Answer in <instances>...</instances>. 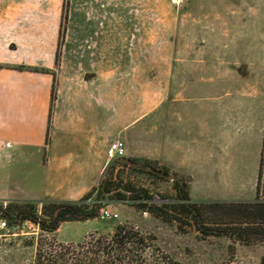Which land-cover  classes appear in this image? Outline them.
Wrapping results in <instances>:
<instances>
[{"label":"crops","instance_id":"obj_1","mask_svg":"<svg viewBox=\"0 0 264 264\" xmlns=\"http://www.w3.org/2000/svg\"><path fill=\"white\" fill-rule=\"evenodd\" d=\"M84 1L82 10V0H67L62 23L64 0H0V146L8 143L4 148L20 164L15 188L5 194L30 202L77 201L100 181L110 143L132 137L122 143L126 159L155 161L186 177L193 202L252 201L264 128L255 151L220 130L214 113L231 111L230 87L225 102L212 97L200 100L204 111L193 108L202 99L196 97L198 81L225 78L206 70L179 84L166 27L152 60L151 29L135 23L120 28L118 0L110 12L108 0ZM189 7L191 26L202 34L264 36V0H190ZM76 9L87 22L71 30ZM126 19L148 20L150 14ZM182 19L177 11L175 32L183 29ZM260 183L262 197L264 173ZM94 221L62 222L53 237L60 244L80 242Z\"/></svg>","mask_w":264,"mask_h":264},{"label":"rangeland","instance_id":"obj_2","mask_svg":"<svg viewBox=\"0 0 264 264\" xmlns=\"http://www.w3.org/2000/svg\"><path fill=\"white\" fill-rule=\"evenodd\" d=\"M189 1L176 6L171 4L170 0H118L120 28L124 29L133 23L136 27L144 24L146 28H150L152 60H154L158 56L159 30L166 27L172 59L178 60L177 64L173 62L172 77L177 76L179 84L182 79L188 80L191 75L202 74L206 70L212 71L215 79L225 78V81H217L216 84L198 81L196 97L202 99H199L197 106L193 108L195 111H204L206 103L200 100L212 97H217L219 103L225 102V92H228L230 87L231 111H216L214 118L220 130L225 132V135H229L231 142L238 143L243 149L255 151L259 148L261 128H264V36L248 33L211 36L202 34L191 26ZM107 2L109 5L107 11L110 12V5L114 4V1ZM85 6V1L82 0V10ZM205 7H208V4ZM177 11L182 13L183 29L179 26V30L175 32ZM79 13L77 9L73 11L69 23L71 30L79 29L87 22ZM139 13L150 14V19L134 21L126 19L128 15ZM220 23L222 22L215 21V24ZM90 24L92 22L87 25ZM187 61L192 62L191 67L182 66V62ZM150 71L151 78H157V68L152 67ZM224 119H229V122L222 124ZM133 140L132 137H125L122 143L125 146L126 141L132 143ZM116 161L115 158L107 159L100 179L104 182L111 179L112 188L116 193L127 196L128 194L122 190L126 186H132L136 192L144 189L151 197L150 202L158 205L168 203L171 199L176 201L180 195L178 191L183 185L188 184L186 177L177 175L169 169L168 174L163 175L160 170L162 165L158 162L147 165L141 161L135 164L124 161L127 166H122ZM19 166L20 164L1 145L0 189L4 193L0 195L1 207H5L7 203H30L35 207L38 221L46 219L40 216L43 201H23L20 195L12 192L10 195L5 194L7 188L11 190L15 188V172ZM35 173L34 170L31 180L33 185L36 184L38 177ZM260 182L261 177L259 188H261ZM114 192H110L109 195ZM188 197L193 202L189 194ZM101 203L103 205L101 209L115 214L116 218L99 220L95 217V221L88 225L91 228L90 233H96L90 244H87L83 250L82 246L77 245L82 241L87 243L88 239L61 244L69 245L68 252L61 258L53 251L54 247L60 244L54 239L53 232L42 231L38 225L15 217L14 214H9L10 220H8L3 213H0V219L6 220L9 226L7 234L0 237V264H34L37 250L49 259L46 264H53L55 258L47 257L49 254L57 256L58 260L55 264H63L66 261H70L71 264H81L82 251H89L86 254L87 259L92 257V252L96 250L94 239L99 235H110L116 226L131 227L142 238V244L133 246L127 254V261L121 264H259V258L264 255V241L254 245H243L234 243L226 237L206 235L196 230L191 222L183 217L180 219L184 224L178 227L174 222H162L147 213L136 211L126 199L113 200L104 195Z\"/></svg>","mask_w":264,"mask_h":264},{"label":"trees","instance_id":"obj_3","mask_svg":"<svg viewBox=\"0 0 264 264\" xmlns=\"http://www.w3.org/2000/svg\"><path fill=\"white\" fill-rule=\"evenodd\" d=\"M66 3L64 0L62 7V23L66 19ZM64 28L60 26L58 33V46L62 42ZM53 90L51 91L50 101L53 100ZM141 161L143 164H155V161L146 159L128 158L129 164H135ZM122 166H127L125 162H118ZM259 173L256 185L255 197L252 201L240 202H191L188 197V184L182 186L178 199L169 200L168 203L153 204L150 202V196L144 189H139L136 192L132 186H126L122 190L128 195L114 192L112 181H99L95 187H92L79 200L74 202H51L43 201L40 209V216L46 219L38 221L35 214V207L30 203H7L5 207L0 205V213L9 219V214H14L22 220H27L38 225L42 231L54 232L58 225L62 222H82L92 220L97 217L99 210L103 207L101 200L104 195L113 200H128L131 202V207L136 211L147 213L149 216L166 223H176L179 227L184 224L180 217L188 219L191 224L206 235L226 237L232 242H237L243 245H254L264 241V196L260 197L259 180L264 173V137L262 150L260 153ZM163 175L168 174V169L164 166L160 168ZM110 192L112 195H109ZM139 193V195H138ZM58 209L56 215H53L54 210ZM40 220V219H39ZM96 233H89L84 237L81 244L86 248L90 244L91 239ZM96 250L92 252V257L86 258L87 251H82L81 264H121L127 261V254L131 248L137 244H142L141 236L132 230L131 227L116 226L112 233L108 236L99 235L93 242ZM53 249L54 253L59 255V258L68 252L69 245H56ZM61 251L63 253H61ZM52 256V257H51ZM56 255L49 254L56 263L58 258ZM62 260V259H60ZM49 259L45 258L42 253L37 250L35 254L34 264H46ZM63 264H71L66 261ZM80 264V263H79ZM259 264H264V255L259 258Z\"/></svg>","mask_w":264,"mask_h":264},{"label":"built area","instance_id":"obj_4","mask_svg":"<svg viewBox=\"0 0 264 264\" xmlns=\"http://www.w3.org/2000/svg\"><path fill=\"white\" fill-rule=\"evenodd\" d=\"M184 0H170L171 4L179 5ZM5 148L9 147L8 143H4L3 145ZM108 158H115L117 161L124 156V148L120 141H113L110 143L108 148ZM97 217L99 220H111L115 219L116 215L108 212L106 209H100ZM8 223L4 219H0V237H3L7 234L8 231Z\"/></svg>","mask_w":264,"mask_h":264},{"label":"water","instance_id":"obj_5","mask_svg":"<svg viewBox=\"0 0 264 264\" xmlns=\"http://www.w3.org/2000/svg\"><path fill=\"white\" fill-rule=\"evenodd\" d=\"M118 161L124 162V161H127V159L126 158H121ZM57 211H58V209L54 210V212H53L54 216L56 215Z\"/></svg>","mask_w":264,"mask_h":264}]
</instances>
